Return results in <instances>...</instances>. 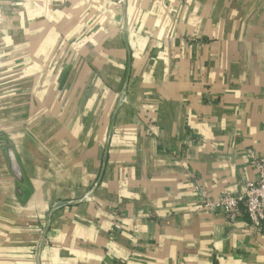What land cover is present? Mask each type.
Instances as JSON below:
<instances>
[{"label": "crops", "instance_id": "obj_1", "mask_svg": "<svg viewBox=\"0 0 264 264\" xmlns=\"http://www.w3.org/2000/svg\"><path fill=\"white\" fill-rule=\"evenodd\" d=\"M127 80L126 100L113 113ZM0 264H264V231L201 207L264 158V0H0Z\"/></svg>", "mask_w": 264, "mask_h": 264}, {"label": "water", "instance_id": "obj_2", "mask_svg": "<svg viewBox=\"0 0 264 264\" xmlns=\"http://www.w3.org/2000/svg\"><path fill=\"white\" fill-rule=\"evenodd\" d=\"M121 4L123 5V7H126L127 0H121ZM126 91H127V80L125 82L124 88L122 89V91L120 93L118 103H117L115 110H114V113H113L108 143H109V140L112 136L111 135L112 129L114 127L117 112L126 100V93H127ZM108 143L106 145V151L104 154L102 168L100 170V173L98 175L96 182L91 187V189L82 198H80L78 200L56 202L52 206L51 210L49 211L48 216H47L46 221H45V227L42 231L41 239L39 241V245H38L37 250H36V262H37V264H41L42 251H43V248L45 246V243L47 240V235H48L50 228H51V225H52V217L55 214V212H57L58 210H60L64 207H67V206L77 205L80 203H86V202L90 201L92 199L93 195L95 194L96 190L98 189V187H99V185L103 179L104 172L106 169V161H107V156H108L107 155ZM0 149H1V152H2V154L6 160L7 168L10 172V175L16 184L15 196L17 197L18 201L19 202L20 201L29 202L30 205L31 204L39 205L40 203H42V200L38 198L37 192L33 189V187L29 183L26 171H25L24 166L20 160L18 147L15 145V143L13 142L11 137L8 136L3 131V129L1 127H0Z\"/></svg>", "mask_w": 264, "mask_h": 264}, {"label": "built area", "instance_id": "obj_3", "mask_svg": "<svg viewBox=\"0 0 264 264\" xmlns=\"http://www.w3.org/2000/svg\"><path fill=\"white\" fill-rule=\"evenodd\" d=\"M247 156L258 171V177L255 181H245L240 195L223 191L218 200H212L199 185L195 189L203 209L223 213L232 222L245 212L251 223L264 231V158L252 149L247 151Z\"/></svg>", "mask_w": 264, "mask_h": 264}]
</instances>
